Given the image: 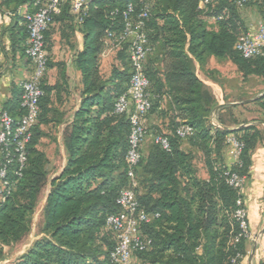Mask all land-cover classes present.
I'll return each instance as SVG.
<instances>
[{"label": "trees", "instance_id": "16d2710c", "mask_svg": "<svg viewBox=\"0 0 264 264\" xmlns=\"http://www.w3.org/2000/svg\"><path fill=\"white\" fill-rule=\"evenodd\" d=\"M20 1L32 7L35 0ZM201 1H150L145 31L151 52L144 62V73L149 80L151 106L143 124L146 138L153 139L143 148L146 138L142 143L134 175L140 206L158 216L142 226L151 244L133 256L143 264H240L246 254L247 238L234 241L240 232L236 201L240 196L244 200V194L239 195L227 180L231 172L247 179L251 152L262 132L256 125L234 130L212 125L215 99L196 76L193 61L203 65L211 55L229 58L243 79L250 75L264 79V55L245 58L234 48L240 35L247 32L235 0H208L203 6ZM129 4L135 7V18L140 7L137 0H83L76 13L72 0H64L60 12L52 15V24L45 32L48 69L57 65L63 84L68 80L64 63L52 62L49 55L52 25L63 27L61 37L74 38L72 47L75 32L83 36V48L72 58L80 73V103L63 132L66 163L50 181L40 236L15 264H111L117 235L107 225V217L119 212L117 198L130 182L126 159L130 114L115 111L133 72L132 41L120 39L125 28L123 12ZM109 44L117 49V64L104 74L101 58ZM60 86L58 82L49 84L45 76L40 114L26 144V162L20 175L15 174L17 163L8 167L12 185L0 201V245L20 243L31 232L33 214L49 182L48 158L37 147L42 136L40 124L53 120L52 97ZM15 93L4 110L19 118L24 112L20 86ZM164 100L168 107L163 106ZM256 100L264 109V95ZM153 115L166 120L162 123L165 132L147 126L146 120ZM219 121L226 125L220 116ZM183 124L193 130L185 139L176 132ZM230 135L243 143L240 162L232 165L223 157ZM159 136L167 138L168 149L155 141ZM183 140L201 152L208 179L198 176L193 153L181 148ZM238 254L242 258H236Z\"/></svg>", "mask_w": 264, "mask_h": 264}, {"label": "built area", "instance_id": "2783aa9c", "mask_svg": "<svg viewBox=\"0 0 264 264\" xmlns=\"http://www.w3.org/2000/svg\"><path fill=\"white\" fill-rule=\"evenodd\" d=\"M64 0H35L32 8L23 14L24 23L28 32V42L25 54L33 65L31 76L19 84L21 88V107L24 112L21 117L15 118L7 111L0 113V201L4 199V193L12 185L9 179L8 167L13 162L17 163L16 175L26 162V144L32 135V128L38 121L40 114V99L43 96V80L48 71V55L46 51L45 32L52 24V15L58 14ZM83 0H72L73 13L78 12ZM140 4L136 17L133 18L135 7L129 4L123 12L125 22L124 31L120 39L130 38L132 41L130 61L132 75L129 87L125 94L116 102L115 111L130 114L129 148L127 151L129 185L124 187L117 198L120 207L119 212L108 215L107 225L117 235V244L110 252L111 264H133L135 251H143L149 247L151 240L142 233V226L150 223L158 214L147 213L139 203L135 187L137 181L134 168L141 157V145L146 138V130L143 118L151 106L149 100V80L144 73V62L151 52L147 34L145 31L146 20L151 11V0H137ZM208 0L201 1L203 6ZM249 0H235L238 7L242 8ZM234 48L245 58H253L264 55V21H261L254 33L245 32L240 35ZM220 127V125H218ZM177 135L183 139L193 134L192 128L183 124L177 128ZM164 149L169 148L166 137L159 136L155 139ZM227 151L231 163L240 162L243 143L233 135L227 139ZM229 185L243 194L246 177L236 172L228 176ZM235 217L239 224L240 232L234 237L238 242L242 237L249 238L248 210L243 198L238 197ZM264 253V249H263ZM236 258H242L240 254ZM235 258V259H236ZM234 259V261H235ZM0 264H5L0 261Z\"/></svg>", "mask_w": 264, "mask_h": 264}, {"label": "crops", "instance_id": "0c3cea01", "mask_svg": "<svg viewBox=\"0 0 264 264\" xmlns=\"http://www.w3.org/2000/svg\"><path fill=\"white\" fill-rule=\"evenodd\" d=\"M31 8L28 3H22L20 0H0V113L14 100L15 92L19 90V84L29 78L33 70V65L24 52L28 42V32L23 14ZM239 11L247 31L254 33L259 23L263 21L264 0H252L248 7H242ZM210 23L216 26L213 19H210ZM52 26L50 60L54 63H64L68 80L63 84L57 65L48 69L46 74L47 82L49 84L58 82L61 86L58 90L59 93H54L52 97L51 107L54 111L51 113L53 114V120L40 124L42 136L37 147L48 158V169L51 163L49 156L54 153L53 145L49 142L57 141V148L63 156V162L55 172L50 174L44 195L40 199L42 202L40 208L41 219L42 209L50 189V181L53 177L60 174L66 163L67 152L64 146L63 132L72 119L73 111L80 103L79 91L81 88L80 73L74 68L72 58L77 49L81 50L83 48V36L81 33L75 32V45L72 47L74 43H71V39L74 38L61 37L63 27L60 24L54 23ZM116 52L117 49L109 44L102 54V60L115 55ZM193 64L196 76L211 91L215 99L216 104L210 115L212 125H220V127H226L229 130L237 128L233 125L222 124L219 121V113L224 112L225 107L236 105L237 87L240 84H245L247 80L252 78V75L243 79L241 72L229 58H218L211 55L206 58L203 65H200L195 59ZM102 73L105 74V71H102ZM72 95L73 97L71 98ZM163 106L168 107V103L165 100L163 101ZM50 116L52 117V115ZM164 121L162 118L153 115L146 120V124L150 127H160L165 132L166 126H162V123H165ZM48 126H53L52 133L47 130ZM181 148L184 151H191L194 156H202L201 152L192 147L186 140L182 141ZM225 156L226 164H230L231 158L227 150L225 151ZM196 169H198V176L201 179H208L209 175L204 161ZM244 202L248 209L250 237L246 240V254L240 264H264V206L258 201L257 195L250 196L248 203L244 195ZM34 239L30 240L27 248ZM133 264H137V258L134 256Z\"/></svg>", "mask_w": 264, "mask_h": 264}, {"label": "rangeland", "instance_id": "374dc122", "mask_svg": "<svg viewBox=\"0 0 264 264\" xmlns=\"http://www.w3.org/2000/svg\"><path fill=\"white\" fill-rule=\"evenodd\" d=\"M252 0L249 2L251 4ZM243 6V8L248 7L250 4ZM115 55H111L109 58H101V71H105V74H108L111 71L112 67L117 64ZM245 84H240L237 87V100L236 105L225 107L224 112H220L219 116L226 125H233L238 129L247 125H256L257 128L262 132L261 137L257 141L254 149L252 150V163L249 171V176L246 179L244 195L246 196V202L248 203L249 197L252 195H257L258 201L264 206V109L261 103L257 102L256 99L261 97V94L264 93V79L254 76H251ZM73 95L71 96V98ZM216 104V103H215ZM52 117L53 114L51 113ZM47 130L49 133L53 132V126H48ZM52 136V135H51ZM153 139V136L146 138L142 148L145 144ZM53 145L54 153L49 156L51 163L48 166L49 176L55 172L59 165L63 162V156L59 153L57 148V141L53 140L49 142ZM193 164L198 168L202 163L203 156L200 155L193 156ZM224 162H225V152L223 153ZM226 163V162H225ZM195 167V168H196ZM197 174H198V169ZM45 189L42 193L44 195ZM41 196V197H42ZM42 202L38 204L35 213L32 218V229L30 234L25 237V239L16 244L10 245H0V261H3L5 264H15L18 257L26 251L30 240L38 238V234L41 230L42 219H41V208ZM247 207V206H246ZM262 209V208H261ZM260 209V210H261ZM248 210V209H247ZM38 236V237H37ZM34 239V240H35ZM137 264H143L139 259H137Z\"/></svg>", "mask_w": 264, "mask_h": 264}, {"label": "water", "instance_id": "95a60500", "mask_svg": "<svg viewBox=\"0 0 264 264\" xmlns=\"http://www.w3.org/2000/svg\"><path fill=\"white\" fill-rule=\"evenodd\" d=\"M263 95H264V93L261 94V96H263ZM234 129H237V128H233V129H230V130H234Z\"/></svg>", "mask_w": 264, "mask_h": 264}]
</instances>
